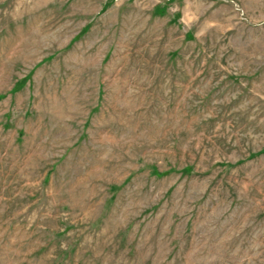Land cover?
Listing matches in <instances>:
<instances>
[{
  "label": "rangeland",
  "instance_id": "374dc122",
  "mask_svg": "<svg viewBox=\"0 0 264 264\" xmlns=\"http://www.w3.org/2000/svg\"><path fill=\"white\" fill-rule=\"evenodd\" d=\"M0 264H264V0H0Z\"/></svg>",
  "mask_w": 264,
  "mask_h": 264
}]
</instances>
